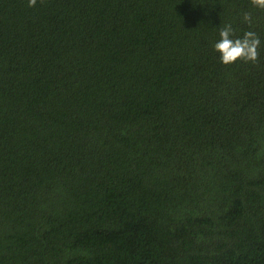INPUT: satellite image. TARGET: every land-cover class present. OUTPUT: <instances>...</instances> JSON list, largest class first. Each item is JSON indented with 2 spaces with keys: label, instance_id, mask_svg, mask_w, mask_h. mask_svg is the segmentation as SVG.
<instances>
[{
  "label": "trees",
  "instance_id": "16d2710c",
  "mask_svg": "<svg viewBox=\"0 0 264 264\" xmlns=\"http://www.w3.org/2000/svg\"><path fill=\"white\" fill-rule=\"evenodd\" d=\"M0 264H264V9L0 0Z\"/></svg>",
  "mask_w": 264,
  "mask_h": 264
},
{
  "label": "clouds",
  "instance_id": "9594fccd",
  "mask_svg": "<svg viewBox=\"0 0 264 264\" xmlns=\"http://www.w3.org/2000/svg\"><path fill=\"white\" fill-rule=\"evenodd\" d=\"M254 7L264 9V0H251ZM37 0H28V7H35ZM243 22L251 25L252 16L250 13L243 14ZM232 26L225 25L219 31L220 39L214 44V50L220 54V62L230 65L238 60L255 63L259 58L258 49L261 41L255 32L247 31L242 39H232Z\"/></svg>",
  "mask_w": 264,
  "mask_h": 264
}]
</instances>
